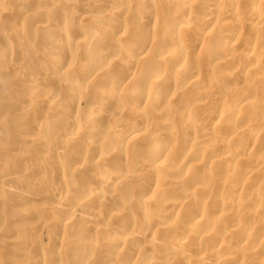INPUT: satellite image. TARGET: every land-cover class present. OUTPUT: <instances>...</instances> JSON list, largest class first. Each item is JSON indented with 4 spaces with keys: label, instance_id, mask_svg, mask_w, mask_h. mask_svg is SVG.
<instances>
[{
    "label": "bare ground",
    "instance_id": "obj_1",
    "mask_svg": "<svg viewBox=\"0 0 264 264\" xmlns=\"http://www.w3.org/2000/svg\"><path fill=\"white\" fill-rule=\"evenodd\" d=\"M3 18L6 59L44 63L15 90L33 118L0 137V264H264V0H0Z\"/></svg>",
    "mask_w": 264,
    "mask_h": 264
},
{
    "label": "rangeland",
    "instance_id": "obj_2",
    "mask_svg": "<svg viewBox=\"0 0 264 264\" xmlns=\"http://www.w3.org/2000/svg\"><path fill=\"white\" fill-rule=\"evenodd\" d=\"M26 8H30V3L26 4ZM0 32H5L6 34L10 35L11 38L17 34L20 37V32L14 28L12 21L7 23L5 18L0 20ZM21 46L23 49V58L18 64L15 59H17L20 55L15 54L12 60H7L6 56L4 55V52L7 50V46L0 41V128L4 124L6 128L5 130L0 129V137H3L2 140H5L6 143H13L18 136V129L15 130V124H12L13 118L16 120L15 122H20V125L22 123L29 122L31 118H33L28 111H23V102H19L18 99L15 98V90L19 86L18 82H20L22 85L32 81L30 74L33 73V66L36 64V62L39 64L44 63L42 59L37 58L35 61L32 60L30 58L32 52L23 44ZM201 53L199 54L198 64L201 71H207L210 69V67L208 66L207 58ZM46 58H49L51 61L49 55H47ZM13 62L15 65H13ZM242 81V78L236 79L233 81L234 86H243ZM35 83L37 82L35 81ZM36 86L40 92L38 94L36 93L33 98H38V96H40V94L42 95L45 90V87H42L41 84H37ZM81 106H84L83 102L81 103ZM11 127H13L12 133L9 135L8 132L10 131ZM21 148L23 149V152H28V148L26 149L24 146ZM257 262V260H254L253 264H257Z\"/></svg>",
    "mask_w": 264,
    "mask_h": 264
}]
</instances>
